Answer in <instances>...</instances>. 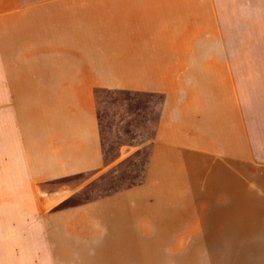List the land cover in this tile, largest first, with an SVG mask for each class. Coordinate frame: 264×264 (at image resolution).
<instances>
[{
	"label": "crops",
	"instance_id": "obj_1",
	"mask_svg": "<svg viewBox=\"0 0 264 264\" xmlns=\"http://www.w3.org/2000/svg\"><path fill=\"white\" fill-rule=\"evenodd\" d=\"M9 1L0 17L9 19L10 56L32 76L15 88L9 123L11 185L21 193L98 174L132 153L106 160L96 90L158 102L146 180L48 214L47 225L0 230V264H146L177 229L209 218L211 203L239 210L243 172L259 161L264 169V73L203 49L194 0H105L104 12ZM155 234L161 243L146 241Z\"/></svg>",
	"mask_w": 264,
	"mask_h": 264
},
{
	"label": "rangeland",
	"instance_id": "obj_2",
	"mask_svg": "<svg viewBox=\"0 0 264 264\" xmlns=\"http://www.w3.org/2000/svg\"><path fill=\"white\" fill-rule=\"evenodd\" d=\"M194 1L200 16V33L205 38L203 49L231 52L236 58L227 61L239 64L243 72L254 67L264 73V0ZM9 2L0 0V5ZM65 3L98 4L97 9L105 11L101 7L105 0H65ZM5 17H0V230L39 227L42 222L47 225L51 218L48 214L81 209L91 201L142 184L148 173L150 141L157 118L154 101L158 100L136 92L98 89L95 99L106 160H116L127 147L132 153L111 169L48 182L35 188L32 195L11 185L9 123L10 117L18 113L16 99L20 93L15 88L32 82V76L17 73L20 60L10 56V24ZM258 87L259 91L264 90V85ZM256 165L253 171L243 172L239 212L232 203H211V207L218 208L210 210L209 218L198 225L196 220L193 224L190 220V228L185 224L177 229L178 233L167 239L162 251L146 252V264H264V169L262 162ZM21 237L24 236H18ZM162 239L157 234L146 236V241L161 243Z\"/></svg>",
	"mask_w": 264,
	"mask_h": 264
}]
</instances>
